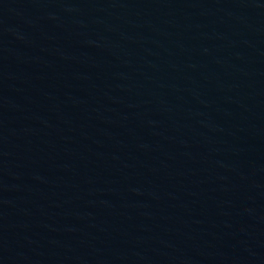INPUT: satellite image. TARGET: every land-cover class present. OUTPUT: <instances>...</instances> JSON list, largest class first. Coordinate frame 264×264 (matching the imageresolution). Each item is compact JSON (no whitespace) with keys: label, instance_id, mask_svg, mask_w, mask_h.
<instances>
[{"label":"water","instance_id":"obj_1","mask_svg":"<svg viewBox=\"0 0 264 264\" xmlns=\"http://www.w3.org/2000/svg\"><path fill=\"white\" fill-rule=\"evenodd\" d=\"M0 264H264V0H0Z\"/></svg>","mask_w":264,"mask_h":264}]
</instances>
